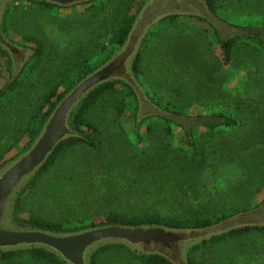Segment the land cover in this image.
Segmentation results:
<instances>
[{
  "label": "rangeland",
  "instance_id": "374dc122",
  "mask_svg": "<svg viewBox=\"0 0 264 264\" xmlns=\"http://www.w3.org/2000/svg\"><path fill=\"white\" fill-rule=\"evenodd\" d=\"M147 1H143V6ZM139 3L142 0L135 2L132 13H136ZM194 4L190 3L191 7L187 10L200 11L193 8ZM216 5L215 14L224 25L220 27L221 31H217L213 22L195 15L177 12L175 14L180 15L179 21L182 23L164 26L165 23L161 24L162 20L169 15L162 18L146 37L151 33L156 35L150 37L152 40H149L148 48L143 50L145 55L142 58V67L151 74L145 80L151 83L154 93L163 91L167 96L173 97L172 99L179 98L175 88L182 85V96L185 100L189 94L196 95L199 91V80H202L201 73H196L198 68H195L193 71L179 70V75H175L174 59L171 55L173 47L168 38L181 32L193 33V40L200 46L199 51H202L200 53L203 50L209 51L211 59L215 56L214 61H219L220 66L224 67L218 82L221 83L220 87L224 84L222 89L225 90L216 94L217 99L214 96L212 99L205 98L206 94L191 97L189 108L176 115L161 109L147 95L148 99H144L146 104H140L137 112L141 121L140 127H135L131 105L126 106L122 115L119 114V96L104 101L106 114L101 108L96 113L105 116L101 126V138L109 140L108 144L106 142L105 153L99 156L101 158L92 156L90 148H81L72 153L70 162L75 165V171L74 168L65 166L66 169L46 174L29 188L20 200V218L35 217L62 223L71 222L73 225L91 221L100 224L111 211L136 214L151 212L154 206L160 204L151 194L157 193V190L167 193L168 200L179 198L180 207L190 212L203 211L206 207L219 209L222 206L229 208L241 204H247L250 209H254L264 203V182L260 173V168H264V157L259 160L261 163L257 168L244 154L240 158L245 161L248 159L247 164L241 162L239 169L233 171L237 161H229L231 157L227 160L223 156L219 158V153H213V149L218 146L222 153V147L236 148V142L243 140V132L249 128L255 133L259 131L253 123L250 126L249 119L253 122V119L264 114V53L251 46L255 39H264V0H216ZM100 9V5L91 6V2L76 8L57 9L19 0L10 6L6 15L8 36L34 52L37 44L30 40L33 36L45 44L46 53L31 59L14 86L9 85L12 79L11 65L7 57L0 53V93L3 92L0 97V142L5 143L9 139H16L14 136L19 137L6 154L5 160H11L29 142V135L21 132L33 119L43 96L54 85H58V92L62 91L64 83L85 71L89 61L91 64H98L111 50L113 30L120 22L116 19L120 6L112 3L106 5V10ZM172 10L162 0H151L146 10L147 19L155 20L161 14L164 16ZM200 31H205L213 40L221 38L232 41L240 36L247 40L235 45L233 62L227 64L221 40H214L215 43L209 46L206 34H201ZM247 41L252 45L246 46L244 43ZM162 70L165 74L161 73ZM166 74L171 76L166 80L173 82V88H168L170 84L164 87L161 76ZM145 90L148 94L147 89ZM196 99L203 101L198 102ZM205 99L207 104H203ZM220 107L245 120V126L239 131L225 128L216 134L207 135L206 124L220 120L218 116H213ZM156 114H171L169 116L177 120L179 125L172 124V130L168 131L167 124L155 118ZM151 125L152 129L149 128ZM137 130L140 139L136 135ZM189 133L200 137L198 142L209 149V164L213 166L202 175L194 174L193 177L182 180L166 173L158 176L151 170L137 168L129 157L135 151L146 147H150L147 150L149 152L163 153L168 148H176L183 149L185 153H193L189 148ZM256 136L260 137L257 134ZM251 140L253 138H247L245 142ZM262 140L264 142V137ZM246 152L251 153V149ZM260 186L259 191L257 189ZM245 242V246L251 250L247 251V258L242 261L255 258L264 262V234H255L246 238ZM254 252L259 254L255 255ZM191 255L194 257L198 254ZM131 258L126 250L115 249L102 253L98 264H133ZM201 260L211 264L206 254L201 256ZM0 264L45 263L23 256L10 260L0 259Z\"/></svg>",
  "mask_w": 264,
  "mask_h": 264
},
{
  "label": "trees",
  "instance_id": "16d2710c",
  "mask_svg": "<svg viewBox=\"0 0 264 264\" xmlns=\"http://www.w3.org/2000/svg\"><path fill=\"white\" fill-rule=\"evenodd\" d=\"M26 1H30L34 4H38L39 6L46 8H62L49 4L47 2L33 0ZM136 1L137 0H95L91 2V6L100 5V10H106L107 4L114 3L116 4V6H120V12H118L119 16H116V19L120 22H118L119 26L116 27L115 30H113L114 33L110 41L111 50H109L107 56H105L102 62L98 64H91V61H89L90 64H87V62L85 71L76 76L74 79H71L67 83H64V88L62 91L58 92V85H54L52 89L45 96H43L42 103L34 114L33 119H31V122L22 129L21 133L28 134L30 139L26 146L20 149L18 153L25 150L31 144L33 139L40 131L43 123L49 116L50 112L54 109L58 101L65 95V93H67L76 82H78L88 73L92 72L96 67L109 59L122 46V44L127 39L134 23L136 22L138 14L144 4V0H142V3H139L137 7L138 9L134 14L131 10ZM207 3L210 9L215 14V12L217 11L216 0H207ZM70 8H76V6ZM115 12L117 13V11ZM179 16L180 15H177L175 13L170 14L165 18L164 21L162 20L161 24L165 23L163 24L164 26L172 25L174 23H182L179 21ZM5 31L6 33L8 31L7 20L5 21ZM170 33L171 32L169 31V34ZM200 33L206 34V38L210 43L209 46L213 45L215 41L220 42L221 40L227 64L233 62L235 45L242 42L243 40H247L244 36H240V38L233 39L232 41L221 38H217V40L214 39V41L213 39H211V37L209 38L207 36V33L205 31H200ZM153 35H155V33H151V35H149V37L145 39L144 46L133 66V71L139 82L145 86V89H147V95L149 96L150 101L157 104L159 107H161V109L175 113L176 115H180L182 114V111L184 109L187 110L189 108V100L191 97L196 98V96L198 95L200 96L202 94H206L205 98H211L212 96H214L213 98L217 99L216 94L218 92L221 93V90H225L222 89V87H224V84L220 87L219 84L221 83L218 82V80L221 79V75H223L224 67L220 66L221 64L219 61H214L215 56L211 59V57L209 56V51L203 50V53H200L202 51H199L200 46H197V42L193 40V33L186 34L181 32V34L179 35L168 37L171 41V46L173 47L171 55L174 59L173 67H175L174 69L176 70L175 75H179V70L183 72L186 70H194L195 68H198L195 72L201 73L202 76V80H199V91L197 94L195 92L196 95H187V101L185 100V97L182 96V85H179L177 86V88H175V91L179 94V98L172 99L173 97L171 98L170 96H167L165 93H163V91L157 94L154 93V89L152 88L151 83L145 80V78H148L151 74L149 72H146V70H144V68L142 67V65L144 66V64H142V58L144 57L143 55H145L143 50H146L148 48V42L149 40H152L150 37ZM30 40H34L37 44L36 48H34L33 57L43 56L46 53L45 44L42 41L35 39L33 36L30 37ZM249 40H251L250 37ZM253 42V45L248 41L244 44H246V46L252 45L251 47L254 48V50L257 51L258 49V52L264 53V39L259 37ZM0 53L6 56V52L1 48ZM30 62H27V64H29ZM27 64L24 70L28 67ZM161 73L165 74L163 73V70L161 71ZM156 77L159 78V76ZM168 77L171 76L169 74L161 76V79L163 78V85L164 87H167L166 84H170L168 88H173V82L169 83L166 80L168 79ZM19 80L20 77L11 86L16 85ZM2 93L3 92L0 93V97ZM116 96H119L121 98L120 106L118 108L119 114L122 115L121 113L124 111L126 106L131 105V111L134 115L133 117L135 120V127L141 126V121L137 112L140 104H146V101L143 100L142 96H138V92L133 88V86L122 81H114L106 83L99 87V89L94 91L84 101L74 117V125L76 129L83 135V137H74L63 142L57 148L47 164L41 169L33 182L26 190L23 191V193L19 197L16 203L15 210V218L19 224L32 225L39 228L56 231H74L97 225L95 221H91L89 223L81 225H73L71 222L62 223L35 217L20 218L18 216V211L21 206V197L29 188L34 186L46 174L53 173L54 171H59L60 169H66L65 166L67 168H74L75 171V165L70 162L72 153L81 148L85 150L87 148H90V151H92L91 155L97 158L101 156L102 153H105V148L107 146L106 142L108 144L109 141L101 138V126L105 121V116L96 113V111L101 108V111L106 114V105L104 101L115 99ZM196 100L198 102L203 101L200 99ZM205 103H208L206 99L203 104ZM213 116H218L220 120L206 124L208 130L207 135L216 134L219 130L225 128L228 130L234 129L239 131L246 124L245 120L240 119L239 116H236L235 114H231L227 109L222 107H220V109L216 111V114L214 112ZM259 116L260 117L253 119V122L249 119L250 126L253 123L254 127L259 128V131L255 133L251 131L250 128L247 129L245 132H243V140L240 139L236 142V148L226 149L225 147H222L221 149L224 150L223 153L220 152L219 146L213 149L214 154L219 153V158L223 156V158L227 160L231 157L229 161H237V163L233 167V171H237L239 169L241 162H245V164H247V160L249 158L251 159V162L255 167L258 168L260 166L261 162L259 160H262L264 157V142L262 140V137H264V114H260ZM155 118L165 122L167 124L168 131L172 130V124L179 125L178 121L173 119L169 115L156 114ZM85 127H87V129ZM149 128L152 129V125ZM256 134L260 135V137H257ZM136 135L140 139V133L138 130L136 131ZM187 136L190 140L189 148L190 150H193V153H185L183 149L180 150L176 148H168L163 153L161 151L149 152L147 150L150 147H146L145 149L141 148L135 151L129 157L132 159V161L134 162V166H136L137 168L151 170L158 176H162L164 173H166V175H169L170 177H176L182 180L183 178L193 177L194 174L202 175L203 173H206L209 167L213 166L209 164V149L198 142V140L201 139L200 137H195V135H193L192 133L187 134ZM14 137H16V139H9L5 143L0 142V167L9 161V159L5 160V156L12 149V146L15 145L16 141L19 140L18 136ZM247 138H253V140L246 143L245 140ZM249 148L251 149V153L246 152V150ZM244 154H246V157H248L246 161L245 159L240 158L244 156ZM260 170L262 171H260L261 179L264 182V168H260ZM261 186L258 187L257 190L260 191ZM151 194L156 200L160 201V204L154 206L153 209H151V212L136 214L134 212L122 213L111 211L106 215V219L100 222V224L137 225L156 223L175 228H201L219 223L235 214L248 211L250 209L247 204H241L229 208L222 206L219 209L206 207L203 211L192 210L190 212L180 207L178 202L179 198L174 197L172 200H168L167 193L163 194L162 190H157V193ZM255 234H264V226H248L214 236L209 240H205L200 244L194 245L190 249L188 255L189 262L190 264H206V262L201 260V256L203 254H206L209 256V262L211 261V264H264V262H259L255 258H249L245 262L242 261V259L247 258V251L249 252V250H251V248L245 246V240L248 237L255 236ZM235 248H237V250L239 251L238 253L236 252L237 250H235ZM115 249H124V251L126 250L132 256L131 259H133V264H172L166 258L159 255H138L123 245H110L98 250L92 257V264H98L100 255L102 253ZM193 253L198 255H195L193 257L191 255ZM254 254L257 255L259 253L254 252ZM23 256L34 258L38 261L44 262L45 264H65L61 262L55 255L43 249L0 253V259L2 260H10Z\"/></svg>",
  "mask_w": 264,
  "mask_h": 264
},
{
  "label": "water",
  "instance_id": "95a60500",
  "mask_svg": "<svg viewBox=\"0 0 264 264\" xmlns=\"http://www.w3.org/2000/svg\"><path fill=\"white\" fill-rule=\"evenodd\" d=\"M19 0H0V48L15 62L26 64L28 49L14 42L5 31L10 6ZM70 8L95 0H33ZM192 2L197 0H175ZM141 9L127 39L104 63L88 73L65 93L43 123L31 144L0 167V253L43 249L65 264H92L93 255L110 245H123L138 255H159L172 264H190L189 251L214 236L248 226H264V203L254 209L235 214L219 223L201 228H175L162 224H97L74 231H56L19 224L15 218L16 203L47 164L57 148L68 139L83 137L74 125V117L84 101L102 85L122 81L133 86L143 100L145 88L136 77L133 66L145 39L161 19L140 25ZM200 11L178 13L195 15L213 22V11L207 0L197 2ZM170 15V14H169ZM171 115V114H168Z\"/></svg>",
  "mask_w": 264,
  "mask_h": 264
},
{
  "label": "flooded vegetation",
  "instance_id": "af4514ba",
  "mask_svg": "<svg viewBox=\"0 0 264 264\" xmlns=\"http://www.w3.org/2000/svg\"><path fill=\"white\" fill-rule=\"evenodd\" d=\"M162 2L164 3V5L168 8V9H173L172 12H169L167 13L166 15L162 16H158L156 17L155 20H158V19H162L164 17H166L167 15L169 14H172V13H177V12H180L182 11L183 9L184 10H187V9H190L191 4H194V7L193 8H198L200 9V6L197 2L195 1H192V2H177L175 0H162ZM199 2V1H198ZM148 9V8H147ZM146 9V10H147ZM212 19H213V24H215L217 26V31L220 30V27L223 25V23L219 20V18L216 16V14L212 15ZM150 20L147 19V15H146V11H144L143 15L140 17V27L142 25H146ZM224 26V25H223ZM221 31V30H220ZM231 35V34H230ZM28 48V47H27ZM26 55L29 58L28 62L31 61V59L33 58V55H34V52L33 51H27ZM6 57H7V61L10 63L11 65V73H12V79L10 81V86L12 84H14L16 82V80L21 76L26 64H24V62H19V60H15V62H13V60L11 59V57L6 53Z\"/></svg>",
  "mask_w": 264,
  "mask_h": 264
},
{
  "label": "clouds",
  "instance_id": "9594fccd",
  "mask_svg": "<svg viewBox=\"0 0 264 264\" xmlns=\"http://www.w3.org/2000/svg\"><path fill=\"white\" fill-rule=\"evenodd\" d=\"M207 178V177H206Z\"/></svg>",
  "mask_w": 264,
  "mask_h": 264
}]
</instances>
